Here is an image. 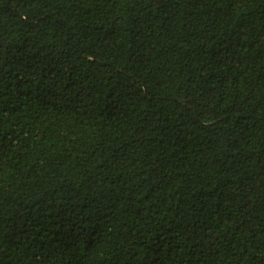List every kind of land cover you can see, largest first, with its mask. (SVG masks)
Wrapping results in <instances>:
<instances>
[{
	"label": "trees",
	"instance_id": "obj_1",
	"mask_svg": "<svg viewBox=\"0 0 264 264\" xmlns=\"http://www.w3.org/2000/svg\"><path fill=\"white\" fill-rule=\"evenodd\" d=\"M0 264H264V0H0Z\"/></svg>",
	"mask_w": 264,
	"mask_h": 264
}]
</instances>
